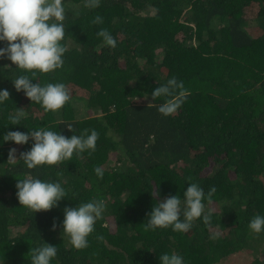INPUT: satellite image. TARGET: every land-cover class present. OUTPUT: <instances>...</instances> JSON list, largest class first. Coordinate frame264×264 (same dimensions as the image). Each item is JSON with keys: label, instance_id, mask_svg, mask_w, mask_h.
Returning a JSON list of instances; mask_svg holds the SVG:
<instances>
[{"label": "trees", "instance_id": "1", "mask_svg": "<svg viewBox=\"0 0 264 264\" xmlns=\"http://www.w3.org/2000/svg\"><path fill=\"white\" fill-rule=\"evenodd\" d=\"M65 7L62 68L27 73L34 83L63 82L72 97L63 108L45 112L17 92L11 80L23 70L0 59V89L10 93L0 104V264H31L42 241L58 249L52 264H160L164 252L217 264L244 249L255 253L247 264H264V232L249 228L264 214V0H101L94 9L65 0ZM97 15L102 23L93 22ZM102 28L115 48L97 35ZM173 75L188 95L164 116L151 92ZM16 107L28 115L13 125ZM67 124L75 134L97 130L95 151L28 169L20 154L33 141L2 139L39 127L71 136ZM12 148L17 160H8ZM29 172L61 182L66 198L36 213L20 205L17 179ZM192 182L216 189L205 201L209 220H194L187 233L146 229L153 205L183 198ZM93 198L105 211L88 247L75 249L59 226L63 209Z\"/></svg>", "mask_w": 264, "mask_h": 264}, {"label": "clouds", "instance_id": "2", "mask_svg": "<svg viewBox=\"0 0 264 264\" xmlns=\"http://www.w3.org/2000/svg\"><path fill=\"white\" fill-rule=\"evenodd\" d=\"M100 2L85 0L86 7L91 9L99 7ZM65 19V0H0V42H7V47H0V59L6 58L16 69L23 70L24 74H18L11 80L16 91H23L31 102L40 104L45 112H56L63 108L70 102L71 94L63 82L34 83L27 73L35 76L37 72L49 73L62 68L67 51L64 43ZM93 22L102 23L103 17L97 15ZM97 35L103 38L105 45L116 47L117 40L107 29H100ZM187 95L188 90L183 81L175 75L151 92L153 101L162 98L158 111L164 116L175 114ZM9 97L7 89H0V104L9 100ZM27 115L25 109L16 107L15 114L9 119L13 125H18ZM66 126L71 136L48 127H39L27 132L8 131L2 139L17 145L33 141L31 148L20 154V159L28 169L56 165L71 159L74 154L95 151L100 135L97 130L86 129L81 134H75L71 124ZM15 153L16 149L12 148L8 160H17ZM94 171L98 177H103L100 167ZM16 189L19 204L33 213L49 211L66 198V189L61 182L43 180L31 172L17 179ZM215 191L213 186L205 193L198 183H189L183 198L178 194L169 195L153 205L145 228L156 230L170 227L175 232H189L194 220L201 217L205 222L209 220V216L204 214L205 201H211ZM105 208L102 198H93L63 209V220L59 226L75 249L88 247L89 237L95 232L96 222L102 218ZM57 227L54 221L53 230ZM249 228L254 233L264 232V214L255 215L249 222ZM57 254L56 246L42 241L31 250V264H52ZM159 261L160 264H186L184 257L177 252H164L159 256Z\"/></svg>", "mask_w": 264, "mask_h": 264}, {"label": "rangeland", "instance_id": "3", "mask_svg": "<svg viewBox=\"0 0 264 264\" xmlns=\"http://www.w3.org/2000/svg\"><path fill=\"white\" fill-rule=\"evenodd\" d=\"M255 253L251 249L248 250H243L242 252L238 254L231 255V257L222 259L220 262L217 264H247L250 263Z\"/></svg>", "mask_w": 264, "mask_h": 264}]
</instances>
